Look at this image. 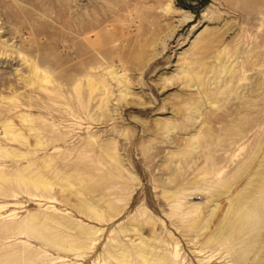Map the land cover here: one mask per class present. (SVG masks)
<instances>
[{"label":"rangeland","instance_id":"obj_1","mask_svg":"<svg viewBox=\"0 0 264 264\" xmlns=\"http://www.w3.org/2000/svg\"><path fill=\"white\" fill-rule=\"evenodd\" d=\"M173 1V8L180 9V12L171 15L166 11L170 0H0V172L8 178L0 180V227L10 225L14 229L11 232L0 230L1 262L114 264L106 254L110 238L118 236L119 227L126 224L130 218L138 215L141 221L139 212L146 208L157 222L158 236L163 238L170 248L179 246L180 259L184 264H200L206 254L216 256L214 264H259L257 260L259 256L264 255V250L257 256H251L253 247H236V243H224L219 240L206 250V254L200 255L197 251L217 232L229 207L230 202L226 197L217 202L219 210L209 231L196 243L193 242L195 233L180 227L173 218L174 210L162 199V194L164 188L172 189L182 183L179 181L171 186L165 185L163 180L170 174L166 165L174 168L178 161H185L183 166L186 167V177L189 176L193 181L198 175L195 169L202 162L199 159L202 156L199 151L170 157L171 159L168 156L170 151H176L178 147L183 149L190 134L183 131L181 126L175 135L164 134L165 122L170 119L180 120L177 116L184 110L181 100L177 97L191 93L182 89L183 81H178V78L183 76L181 60L188 55L191 58L194 54L192 58H206L205 62L213 64L223 44L230 48L238 44L243 52L251 49L257 55L262 54L264 61V0ZM187 15L192 17L188 21ZM29 62L37 64L42 70L47 69L53 77L51 83L44 85L47 91L45 88H31L26 84L24 79L32 73ZM110 63L113 66H110ZM95 66L101 68L97 71L110 66L120 73L128 74L135 92L132 91L142 96L148 106L152 107L151 110L142 113L137 109L127 108L123 110L122 116H116L117 119L111 122L109 117H102L101 111L95 105L91 107H94L93 110L88 111L86 103L89 90L85 79L92 69H96ZM262 70L264 72V68ZM257 74L258 72L253 71L249 76L256 78ZM79 77L85 78L82 94L84 102L80 98L78 100L72 90ZM167 78H173L175 85L163 90ZM53 87L55 89H51ZM57 88L63 93L60 94ZM52 90H56L58 94L52 93ZM67 92H73V95ZM56 95L62 96L59 98ZM261 110L264 112V105ZM25 113L35 120L36 125L41 128L40 133L32 134L27 131L26 125L19 117ZM94 113H97L96 116ZM253 117L248 118L244 125L253 124L258 116ZM11 122L12 127L7 128ZM13 128L25 132L29 142L17 138L15 143L13 136L4 134ZM116 128L126 131L127 136H118L114 130ZM90 135H98L101 138L93 148H85ZM37 136L44 138L48 143L47 147H36ZM113 138H117L120 153L126 165L138 175V182L106 173L113 171V168L108 156L101 153L98 145L99 142ZM238 147L239 152L233 154L227 164L228 170L235 168L252 151L248 147ZM12 151L24 154V157L21 159L9 155ZM49 155L54 156L56 163L51 165V169L41 167V160ZM253 160L249 162L252 163ZM30 163L34 164L36 173L39 171V175L46 174L50 179L54 177V169L61 173L91 170L92 181L103 185L105 189L113 188L118 182L123 183L118 191H114L122 197L129 192L123 189L132 186L134 192L130 207L118 222L105 227L108 232H105L86 261L81 260V253L68 256L40 239L20 233L17 224L30 215H37L38 222L44 215L56 210L64 212L68 218L76 215L70 209L69 195L59 192L61 176L59 180H53L57 184L49 196L14 181L20 176V171ZM245 181L244 178L235 189L241 188ZM50 195L55 200L50 199L49 202ZM195 202L203 203L205 199L201 198ZM74 219L102 228L79 214ZM254 224L251 232L255 234L259 225L256 222ZM22 230L32 229L22 227ZM260 232L261 236H258L257 240L264 242V226ZM150 233L148 229L146 237L150 236ZM27 249L41 252L34 254L31 251L29 258L25 259L21 251ZM50 256L52 258H49Z\"/></svg>","mask_w":264,"mask_h":264},{"label":"bare ground","instance_id":"obj_2","mask_svg":"<svg viewBox=\"0 0 264 264\" xmlns=\"http://www.w3.org/2000/svg\"><path fill=\"white\" fill-rule=\"evenodd\" d=\"M170 2L166 10L167 13L171 15L178 14L180 9L173 8V0H170ZM191 18L189 16L186 20L188 21ZM0 33H2L1 30ZM239 47L238 44L233 48L223 44L213 64L205 62L206 58L203 60H200L202 57L200 59H198L199 57L192 58L195 56L194 54H192L191 58L188 55L181 60L183 76H180L178 81H183L181 83L182 89H186L191 93H185L177 97L181 100L184 107L180 114L176 113V116L178 114L177 118L180 120L170 119L164 125V134L168 136L175 135L180 126L183 131L190 133L188 138H186L185 147L183 149L178 147L176 151H170L168 153L169 159H171L170 157L182 156L190 152L194 153V151H199L202 155L199 154L201 156L199 159L202 162L195 169L198 175L193 181L188 178L189 176L186 177V167L183 166L185 161L182 162L183 164L176 161L178 165L174 162L176 165L174 168L169 164L166 165L170 174L166 179H162L167 186L182 181L181 185L172 189L164 188L162 199L174 210L173 218L177 220L175 221L180 224V227L195 233L193 242L199 243L203 234L209 231L211 223L217 215V210H219L217 202L223 197H226L230 202L228 210L217 228V232L212 234L197 250L200 255L206 254V250L219 240L224 243H236V247H253V253H250L251 256H257L264 250V242L257 240V237L261 236L260 230L264 226V112L261 110L264 105V72L262 70L264 61L262 54L257 55L251 49L243 52ZM113 61L112 64L114 63ZM29 63L32 73L24 79L26 84L31 88L39 86V89H44V85L51 83L53 77H51L47 69L42 70L37 64ZM105 63L107 64V62ZM112 64L110 66H113ZM110 66L100 71L97 70L101 68L96 67L95 70L91 68L92 73L90 71L86 79L84 78L87 90H89L86 103L87 110H93L94 107L93 109L91 107L95 105L101 111L102 117H109L110 122L115 121L117 119L116 116H122L123 110L127 108L137 109L142 113L149 112L152 107L148 106L142 96L134 93L135 91L132 89L133 83L128 74L120 73L119 70ZM253 71L258 72L256 78L249 76V73ZM84 79L79 77L75 83L73 82L74 85L72 84V90L74 91L72 93L76 94L78 100L83 98ZM184 79L189 80L186 81ZM174 85L175 81L173 78H167L162 89H170ZM44 90L47 91V88ZM57 90H60V88H57ZM63 90H65L64 87ZM51 92L57 93L56 90ZM59 93H63L62 90ZM112 105L116 107H112ZM90 112L92 113V111ZM252 116H258L255 119L256 121L253 124L244 125V122L250 117L252 119ZM19 117L26 125L27 131L32 134L40 133L41 128L36 125L35 120L30 115L25 113ZM89 119L91 120L92 118ZM12 125L11 122L7 125V128L12 127ZM114 130L118 136H127L126 131H120L117 128ZM24 133L13 128L4 134L13 136L14 141L17 138H23L28 141ZM100 138L98 135H90L85 148H93L94 145L98 144ZM202 142H204L203 145L201 144ZM47 145L48 143L44 141V138L38 137L36 147L45 148ZM98 146L101 153L108 156L113 168V171L106 172L107 174H114L119 178H126L135 183L140 180L134 170L126 165L120 153L117 138L99 142ZM238 146L248 147L252 151L235 168L228 170L227 164L233 154L236 155L239 152L237 150ZM153 150H155V147ZM210 152L213 153L211 154ZM9 155L21 157V159L24 157V154H16L15 151L10 152ZM251 155L254 156L250 157ZM259 156L260 159L257 161ZM251 159H254L252 163L249 162ZM54 161V156L49 155L41 160L40 165L41 167L50 168L51 165L56 163ZM33 168L34 164L31 163L25 166L20 171V176L14 181L20 185H25L28 189L33 188L35 191H42L49 196L48 194L53 192L52 190L57 184L53 180H59V176H61L60 181H62V184L58 187L60 188L59 192L69 195L70 209L76 215L68 218L64 212H57L56 210L54 213L44 215L39 222L37 215H30L17 224L19 231L21 230L20 233L26 234L31 238L40 239L46 245L67 253L68 256L81 253V260L86 261L90 253L98 246L105 232H108L105 227H110L115 222H118L123 213L130 207L134 192L132 186H130L131 188L123 189L126 192L129 190V192L125 194V197H122L120 193L114 191H118L119 186L123 183L118 182L113 188L105 189L103 185L92 181L93 172L91 170L61 173L58 169H54V177L50 179L46 174L39 175V171L36 173ZM6 178L7 176L0 172V180ZM244 178L246 180L244 185L236 190L237 184ZM201 198H204L205 202H195ZM48 199L49 202H51L50 199L55 200L51 195ZM78 214L102 228L76 221L74 217L77 218ZM139 215L142 218L141 221L138 219V215L130 218L126 224L119 227L118 236L110 238L111 241L106 254L113 263L184 264L180 259L179 246L170 248L168 243L158 236L157 222L150 212L144 208L139 212ZM255 222L259 227L256 228L257 232L254 234L251 229ZM22 227L32 230L25 231L22 230ZM148 229H150L151 233L150 236L146 237ZM0 230L11 232L14 229L9 225L0 227ZM252 236L256 237L252 238ZM91 243L93 244L91 245ZM31 251L27 249L21 251V254L25 259H28ZM40 252L41 250L32 251L34 254ZM13 254L15 255V253ZM206 255L200 260V264H214L216 262V256ZM49 258H52V256ZM257 261L259 264H264V255L259 256ZM0 264L10 263L0 261Z\"/></svg>","mask_w":264,"mask_h":264}]
</instances>
